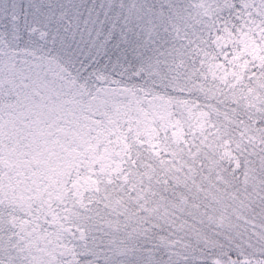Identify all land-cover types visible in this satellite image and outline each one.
Masks as SVG:
<instances>
[{"label":"snow or ice","instance_id":"obj_1","mask_svg":"<svg viewBox=\"0 0 264 264\" xmlns=\"http://www.w3.org/2000/svg\"><path fill=\"white\" fill-rule=\"evenodd\" d=\"M0 264H264V0H0Z\"/></svg>","mask_w":264,"mask_h":264}]
</instances>
